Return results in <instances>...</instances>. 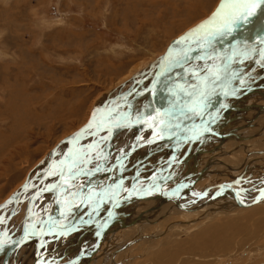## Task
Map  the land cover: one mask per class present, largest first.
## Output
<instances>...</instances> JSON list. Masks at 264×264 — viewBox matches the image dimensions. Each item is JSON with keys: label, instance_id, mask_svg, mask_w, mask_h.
I'll return each instance as SVG.
<instances>
[{"label": "rangeland", "instance_id": "rangeland-1", "mask_svg": "<svg viewBox=\"0 0 264 264\" xmlns=\"http://www.w3.org/2000/svg\"><path fill=\"white\" fill-rule=\"evenodd\" d=\"M224 2L225 0H0V204L20 189L22 185H24L27 178L32 176L34 171L40 166V164H42L41 161L44 160L46 155L50 154L62 140L66 141L59 144L57 147L58 151H62L60 146L63 144L64 146L66 145L67 148V144H65V142L69 141L68 139L72 137L73 133L83 127L85 123L91 119L92 115L99 114L98 118L102 119V110L104 111L105 108H109L106 112L108 113L109 111L108 120L110 121L111 119V123H114L118 113L123 111L120 110L121 104H119L122 98L121 93H126L125 91H127V94L129 93L130 97L134 98L137 91L140 90L138 89L139 86H136L134 78H137L138 76H145L146 78L149 77L151 75L150 73L154 70L153 68L158 65L161 56L165 53L170 42L176 36L197 23L213 19L214 15L218 11H221ZM229 2L232 3L233 1L229 0L228 4H230ZM261 5H263V3L259 5L260 8L257 7L255 9L257 12L255 11L254 15L264 17V5L263 8ZM250 11L252 10L250 9ZM254 15L250 16L248 19L251 17L254 18ZM199 40H201V38L194 35L188 39V42ZM260 40L263 41L262 39ZM256 42L257 41H252L253 45H256ZM192 46H194L193 43L190 44V47ZM209 48L210 51L211 49H214V44H211V47ZM178 52H180L179 48ZM178 55L179 53H177V51L173 54V56ZM252 57L253 60H255L254 58L256 55L254 50H252V52L250 50V56L247 60H251ZM221 58L222 57L216 59L217 62L215 61V65L218 64L219 61L221 63ZM232 66L227 67L224 71L227 70L229 72ZM262 67L263 66H253L249 68V71L247 69L249 77L244 80L245 82L243 83L241 81L243 77H235V79H237H233L230 83L231 87L232 84H234L232 87L234 89V87L237 88L238 86H247V84H252V82L255 83V80L257 79L263 80L262 76L253 78L255 73L258 72L256 75L261 74ZM205 68L207 67L204 66V68H201V65H199L197 66V69H195V74H201L199 77L200 80H203L201 77L202 75H205ZM227 71L226 74H228ZM217 74L218 73L212 74L208 81H206L207 86L201 88L198 92L197 90L194 91L193 87H190L189 91L193 96H190L189 98V94H191L189 93L187 94L188 97L177 99L175 106L179 108L183 104L187 105L190 103L193 104L192 102L196 103L195 101H206V98L204 99V97H207V95L210 96L211 94L213 95V93L217 92L218 96L221 95V91L223 89L217 85V81L223 80V78L225 79V77L227 78L229 75H226L225 77L218 75L220 78L217 80ZM147 79H144V82L141 85L144 88L146 87L145 90L149 87V84L146 83ZM174 83L175 82L172 80L171 83L167 85V90H170L174 86ZM186 83L187 82L184 81L182 86ZM182 86L176 87L177 89L175 88V92H172L177 95L178 92H180L179 90H181L178 88H181ZM212 89L214 91H211ZM204 90L206 92L209 91V93L207 92V94ZM116 99L117 101L115 102ZM247 100H252V97ZM139 102L140 99H138L137 103ZM140 106L141 103L138 106V109ZM126 111L127 110L124 112L125 114L129 113ZM192 115L193 114H187L177 120L182 122L185 116H189L191 120L197 119V115ZM253 116V118H255L253 120L255 125L251 128H246V130L249 129L251 133L253 131H257L256 133H258L259 127H261L262 123L264 124V114H262L263 117L260 113H256ZM257 117H259V119ZM167 121L169 122V120ZM240 121L243 120L237 118L231 122L233 124L238 123L236 126L239 128L241 125ZM231 124H225L224 130L230 128ZM175 126L179 128L181 125L178 123L173 126V130L177 131L178 128ZM207 127H210V123H207ZM166 130L167 129H164V127L156 129L158 135L163 134ZM101 133H103V131ZM147 135L148 132H142L138 137L141 138V141H144ZM257 136H259L261 140H259L260 142L258 144L256 143L257 146H261V148L264 149V142H262L264 141V134H257ZM94 138L95 137H86L84 139L93 140ZM226 141L232 142L233 140L226 139ZM241 142L242 141H234V143H238L240 146ZM83 144L85 143L83 142L81 146H84ZM86 146L79 149L80 154L82 152H86L83 155L82 162L88 161L87 156L89 153L94 157L98 155L94 149V151L89 150V145ZM146 147H143L142 149ZM65 149L63 150L65 151ZM240 149L236 148L233 153L230 151L229 153H231V155L222 153L221 150H218L219 152L217 151V155L219 156L216 159L226 160V162L228 161L230 164L232 163V165L236 166L238 164V167H235V170L232 169V171L236 172L235 174L239 173L236 177L230 175V172H228V174L225 172L223 175L216 173L210 175L208 172V175L204 177V181H200L199 179L196 182L197 189L200 191L201 188L209 184V187L218 185V182L219 184H224V181L231 182L237 186L245 185V187L242 188H247L248 190L254 191L255 189L256 191V189H259L264 182V166L251 169L250 165L247 166L246 169H243V161L244 159L247 160V158H253L254 156H264V154L260 151V155H252L251 153H248L250 151L247 150L248 152H246V150H244L241 158L239 156ZM236 150L238 151L236 152ZM136 153L139 154V151ZM95 154L97 155L95 156ZM149 154L150 153H148V155ZM148 155L147 157H152L145 160L141 159L140 163L137 164V167L133 169L135 173H133V171L131 172L133 176L131 174L130 177L128 175L129 178L124 176V178H126L124 179L125 184L123 183V190L118 193L119 198L126 194V191L124 190H129V183L132 178H135V184L133 185H135V190L138 187L137 191L143 190L149 186H152L151 188L154 187V185L150 184L151 179L143 180V178L145 176L148 178V176L154 174L157 180L160 177V170L167 167L169 159L166 149L162 151L156 150L154 156ZM183 155L184 153L181 152V156ZM189 155V157H185L186 163L185 165L181 164L182 167L180 165L178 172L189 173L192 169L197 167L196 163L198 164V167L203 165L202 163L205 158L202 157L199 159L197 154L194 153ZM139 156L143 158V152ZM156 156H158L159 159L155 161L154 158ZM191 156H193V158ZM210 158L215 157L213 155ZM93 159L96 161V158ZM112 162L111 165L114 164L116 160L113 163ZM89 163L90 162H88V164ZM95 163L96 162H92V164ZM81 165L78 164L76 166L78 168L81 167ZM83 165H85V163H83ZM240 166H242V168H239ZM54 169L56 172L57 169ZM74 174L73 177L76 176ZM51 176L53 177V175ZM95 176L96 175H94L93 178L87 182V184H85L87 179L84 178L82 181L81 179L79 181L78 178V183H76L75 186L73 183L69 184L67 190H70L71 195L69 198L65 199L66 208L64 209V212L66 214L64 213L65 216H61L64 221L71 219L76 221L82 219L81 217L84 215H89L90 205H93L92 203H94V197L95 199H98L102 190V187L101 189L97 188V192L95 191V193H92L93 190L88 189V185L91 182L94 184L97 179V176L96 178ZM236 180L238 181L236 182ZM107 181L109 186L107 187L109 189L107 188L108 190L106 189L105 193H109L114 186L113 184H115V180L114 182L112 179ZM45 183L47 184V182ZM83 184L86 185L87 191L81 190L83 189ZM218 187L219 186H216V188ZM39 188H42V186H39ZM42 189H40V191ZM135 190L134 192H137ZM184 191L185 190H183V192ZM30 192L31 190L26 194V196H24V199L21 200L23 203H19V209L13 210L14 214L16 213L15 216H13L11 212L7 215V212L11 210L9 209L11 205L6 206L2 210V213H0V228L3 226V222L9 228L12 226V223L19 222L17 223L19 226V219L27 214L26 211V213H24L23 206H25L24 203L29 200ZM85 192L88 193L84 194ZM43 196L44 197H40L41 199L37 198V201H35L36 219L39 218V213L42 210L41 203H45V196L49 197L48 194ZM247 198L250 197L247 196ZM109 199H112V197ZM85 200L87 204L83 203ZM81 201L83 208H81V211L83 212L81 214L84 215L79 216V214H76L75 208L77 205L79 206ZM141 201L139 200L136 206L142 204L141 208H143L145 205ZM199 201H202V199L195 198L191 200L190 204H196L199 203ZM150 202L149 204H154L153 200H150ZM170 203V201H167L164 203V206H167ZM263 204L264 203L261 202L251 206L253 208H249V210L255 208L257 210H261L254 214V217L250 220V222H255L257 219L264 217ZM52 206L50 209L48 207L49 214L46 216L53 213L55 209L54 203ZM209 206L199 209L207 210ZM110 208L111 205L107 204L105 212H108ZM141 208L139 206L137 210L132 211L131 214L135 217L136 214L140 212ZM18 210L19 212L17 213ZM246 210L247 209H237L236 211H232L231 209L226 211L222 209L220 210L221 213L219 211H217V213L209 212L207 215L204 211H201L200 214H193L191 217H188V220L192 225L190 223L183 222L187 219V216L180 214L181 211L174 210L167 214L165 217L166 220L163 219L157 223V225L159 224V228L156 224L148 225L149 229H147L146 226L143 234L137 235V240L134 239L135 234L137 233H134L131 228H121V230L114 233L117 235V239H114L117 241V244L114 246V248H117V251L109 247L110 244L107 245V242H105L99 247L98 251L93 254L91 264H173L176 260L173 261L174 259L171 252L176 249L175 245L179 242L181 243L186 241L192 238V236L200 229L206 228L213 223H220L229 217L233 216L234 218L236 217L235 219H238L237 216L239 214L240 219H242V217L249 211ZM212 213L215 214V219L209 220L208 218ZM226 213L229 216H225ZM1 214L7 215L6 217L3 215L6 218V221ZM42 214L44 215V213ZM223 214L225 215L223 216ZM193 217L194 219H192ZM44 219L45 218H42L43 221ZM42 220H40L37 225H40ZM242 221L245 220L243 219ZM161 223L163 225H161ZM18 226L13 224L11 227L12 231L13 229L18 228ZM80 228L83 227L71 229L66 228L63 230L68 231V235L64 238V242H61L63 244H60V246H57V241L54 240L55 236H52L53 234L49 235L50 237H53H51V241L49 243V245L52 244L51 250L56 249L57 251H55L58 253L57 255L55 254V256L52 253L50 257L55 259L58 255L64 256L65 259L61 263L58 262L59 264H67L72 260V256L73 258L76 257L79 259L74 264H79L83 261L84 252L81 251L80 246L77 247V249L75 246H72V250H70L69 253L72 251L73 254H69L67 251H64L65 244L70 242V238L73 236L72 233H74L75 229ZM17 231L18 230H16V232ZM59 231L60 230H58V232ZM177 231L180 234L176 233ZM114 234L113 232L109 233L111 240L114 238ZM91 235L94 236L95 233L87 234V236ZM174 235L178 239L175 238ZM171 237L172 239L174 237L173 241L175 242L171 240ZM244 237H246V239ZM93 239H96V237L94 236ZM155 239H157V241ZM245 240H247V242H244ZM160 241H162V243ZM250 243H254L252 244L253 246H264V237H261V240L257 242L253 238H250L249 235L238 236L234 243L236 246L233 244V248L225 252H220L216 254L215 257L214 255L208 256L204 253L202 255V253L198 251L192 252L197 256L201 254L200 257L203 256L202 258L182 253V258L180 257L179 261L177 260L178 263L176 264H185V262L186 264H190L196 261H212L214 264H232L237 260H242L240 264H264V256L261 255V253H264V248L257 247V250H252L250 248L251 251H249ZM152 247L155 250L152 249ZM168 249L169 251H167ZM150 250L154 253L149 252ZM46 251L48 252L49 250ZM156 251L158 252L156 253ZM66 254H69L67 258ZM184 255H186V257ZM165 257L169 260L172 258L173 260H170V262ZM149 258L151 259L149 260ZM155 258H158L157 263L154 260L152 261V259ZM163 258H165L166 261H163L165 260ZM32 263L33 259L29 264ZM22 264H27V262Z\"/></svg>", "mask_w": 264, "mask_h": 264}, {"label": "bare ground", "instance_id": "bare-ground-1", "mask_svg": "<svg viewBox=\"0 0 264 264\" xmlns=\"http://www.w3.org/2000/svg\"><path fill=\"white\" fill-rule=\"evenodd\" d=\"M228 1L229 0H225L223 6L230 5L231 3L229 2L230 4H228ZM263 5H261L262 8H263ZM223 11L225 14H228L232 11V9H230V7H224ZM255 16L256 15L253 16L254 18L251 17L250 19H248L247 22H250L251 20H254L256 18L257 19L262 18L260 15L256 17ZM210 20L212 19H209V21ZM247 22H244L243 20L236 21V23H240V24H244ZM198 31L199 30L186 36L184 39H182L175 45V47L169 54L168 63H171L177 60L179 61L182 59L184 61L185 58H187V60L181 64H178V66L176 67L170 66L164 71H161V82H158V84L154 86L153 90H150L151 83L154 81L155 75L160 71V68L162 65V56L164 54L161 56V59L158 65L155 68H153L154 70L152 73H150L151 75L147 77L148 79L145 76L144 77L138 76L137 78H134L135 79L134 82H136V86L138 85L139 86L138 89H140L139 91H137V94L135 96L140 95V102L137 103L138 101L137 99L132 104H129V105L121 104L120 110H123V111L122 112L120 111L118 113V116L116 120L114 121V123H111V119L109 122L111 124L121 125L125 123V121H129L131 119L149 117L152 114L157 113L161 109L162 104L165 105V108L161 115L172 114V116H164V117L162 116V119H159V121L157 122L151 121V119L149 120L148 118L146 119L145 123L140 122V124L137 125V127H129L128 129L123 130V131L115 130L114 133H112V131L107 128L101 129V128L93 127L89 130H86L83 136L80 135L78 139L72 138L69 141L65 142V144H67V148H66V145L64 146L63 144L60 146V149L62 151H58L57 147L59 146V144L63 143V141H66V140H62L55 147V149L51 151L50 154L46 155L44 160L41 161L42 164L39 163L40 166L34 171V174L32 176H29L27 180L25 181L24 185H22L21 188L23 189L26 188L24 190V193H22L23 195L20 196L19 198L15 195L16 192L21 189L20 188L16 192H14L7 200H5L4 202L0 204V213H2V210L6 206L11 205L10 206L11 208L9 207V209L11 210L7 212V215L9 214V212H11L13 216H15L16 213L14 214L13 210L19 209L18 208L19 203H23V201L21 200H23L24 196H26V194L31 190V192L29 193L30 198L29 200L26 201V203H24L25 206H23L24 211H26L27 214H25L22 217L20 216L21 218L19 219L20 220L19 226L17 224L19 222L12 223V226L13 224H15V226H18V228L13 229L12 231L11 229L12 226H10L9 228L6 226V224H4V222L2 224L3 226L0 228V264H22L24 262L25 263L27 262V264H29L32 259H33L32 264H59L58 262L60 263L63 262L65 258L62 255L60 256L58 255L55 259L50 257L52 253L54 256L55 254L56 255L58 254L56 252L57 251L56 249H55L56 251L51 250L52 244L49 245L51 241L50 239L52 236H55L54 240H56L58 244L56 245L60 246V244H63L61 242H64V238L68 235V231H63V230H65L66 228L71 229V228H76V227L77 228L83 227V228L75 229L74 233H72L73 236H71L70 238V242L65 244L64 251H67V253H69V251L72 250V246H75L76 249L77 247L80 246L81 251L84 252V256L82 255L83 261H81L79 264H91V258L93 254L96 253L99 247L103 245L105 242H107V245L110 244L109 247L117 251V248H114L115 244H117V241L114 240V239H117L116 237L117 235L114 233L121 230V228H124V229L131 228L134 231V233H137L135 234V238H134L135 240H137V235L143 234V231L146 226H147L146 228L149 229L148 225L150 224L157 225V223L165 219V217L167 216L169 212H172L174 210L181 211L180 214H184L185 216H187V219L183 222L191 224V222L188 220V217H191V215L193 214L194 215L200 214L201 211H204V213H206L207 215L209 212L217 213V211L220 212V210L222 209L226 211L231 210V209L232 211L233 210L236 211L237 209L249 210L251 206H254L261 202L264 203V194L256 203H253L256 196H258L260 191L264 189V182H263V185L259 189H256V191L255 189L253 191V190H248L247 188L246 190L242 188V187H245V185L244 186L239 185L240 186L239 187L236 184H232L231 182H226V181H224V184L223 183L219 184L218 182V185H213L214 187L213 186L209 187L210 185L209 184L201 188L200 191L196 187L197 186L196 182L199 179L200 181L201 180L204 181L205 180L204 177L208 175L207 174L208 172L210 173V175L214 173L223 175L225 172H227V174L228 172H230V175L234 177H236L239 174V173L235 174L236 172L232 171V169L235 170V167H238V164L236 166V165H232V163L230 164L228 161L226 162V160L216 159L219 156L217 155L219 152L218 150H221L222 153H225L227 155H231V153H229L230 151L233 153L236 148L238 149L241 148L240 154H239L240 157L244 150H246V152L250 151L248 153H251L252 155H260L261 154L260 151H262L264 154V149H262L261 146H257V144L261 141L260 137L257 136V134L258 135L264 134V124L263 123L262 125L260 124L261 127H259L258 133H256L257 131L254 132L252 130L254 133L253 132L251 133L249 129L246 130V128H251L255 125L253 123V120L255 119L253 118L254 114L260 113L261 116L262 114H264V42L260 40L262 39L264 41V27L261 25H258L254 30L250 28L249 30H246L244 32H242L241 28L239 29L237 28L231 35L212 37L211 44H214V49H211V51H210L207 41L204 39L203 34H197ZM194 35L196 37L199 36V38H201L202 41L199 40V41H194V42H188V39H190V37ZM252 41H257L256 42L257 46L253 45ZM191 43H193L194 46L190 47ZM201 44L204 45L203 48L201 47ZM178 48L180 49V52H178ZM250 50L251 52L252 50H254L255 55H256V57L254 58L255 60H253V57L251 60H247L248 57L250 56ZM176 51L177 53H179V55L173 56L174 52ZM185 52L188 53V57H191L190 59L184 56ZM196 57H203V59H197ZM219 57H222L221 58L222 61L221 63L219 61V63L215 65V63L217 62L216 59H219ZM199 65H201V68H204V66L207 67L205 68L206 69L205 75H202L201 77V79L203 80L199 79L201 74L198 75L194 73L195 69H197V66ZM230 66H232V68H230L231 70L229 71L230 72L229 74V72L227 70L224 71V69ZM253 66H263L261 68L260 75H256L258 74V72L255 73V75L253 74L254 75L253 78L262 76L263 80L257 79L255 80V83L252 82V84H247V86L243 85V86L237 87L235 85L237 88L234 87L233 89L232 87L234 84H232V87L230 85L233 79H235V77H243L241 81L244 83L245 82L244 80L249 77V73L247 72V69L249 71V68ZM226 71L228 72V74H226ZM215 73H218L217 75H222V77L229 75L227 78L225 77V79L223 78V80L217 81L218 83L217 85L223 89L222 91L220 89L221 95L218 96V92H217V93H213V95L211 94L212 97L211 95L210 96L207 95V97H204V99L206 98L205 99L206 101L203 100L204 102L195 101L196 103L192 102L193 104L191 103L187 105L183 104L179 108L175 106V102H177L176 101L177 99H181L182 97H188L187 94L191 93L189 91L190 87H193L194 91L196 90L197 92L200 91L198 90V87L204 86V85L207 86L206 81H208V79L212 76V74H215ZM144 79H147V81L146 80L145 81L147 84H149V87H147V90H145L146 87L144 88L143 86H141L144 82ZM172 80L175 82L174 86L172 85L173 87L170 90H167V85H169ZM184 81L187 83L182 86V83ZM178 86L179 87L182 86V87L178 88V89H181L179 90L181 91V93L178 92L177 94L178 97H177V95H175V93L173 92H175L174 90H176L177 89L176 87ZM168 91L171 92V96H169V98L168 96H166ZM211 91H214V90L212 89ZM125 92L126 93L124 92L121 93L122 95L121 101L132 98L130 97L129 93L127 94V91ZM204 92L206 91L204 90ZM207 92L209 93V91ZM225 93H228V94L226 95ZM190 96H193L192 93L189 95V98ZM251 97H252V100H247V99H250ZM116 101L117 99L115 100V102ZM140 103H141V106L138 109V106L140 105ZM192 109H195V110L193 111ZM125 110H127L129 113L125 114L124 113ZM187 112H190L189 114L197 115V119L191 120L189 116H185L184 120L182 122H179L177 119L186 115ZM197 113H200V114H197ZM108 114H109V111H108ZM237 118L243 120V121H240L241 125L239 128H237L238 126H236L238 125V123L233 124L231 122L234 119L236 120ZM257 118L259 119V117ZM167 120H169V122ZM88 121L85 123V125L88 123ZM178 123H180L181 126H179V128L175 126L178 128L177 131L173 130L174 129L173 126ZM207 123H210V127H207ZM225 124H231V127L228 128L227 130H224ZM159 127H164V129H167V130L163 134L158 135L156 129ZM102 131L103 133H101ZM153 131L156 132V134H153ZM142 132H148V135L146 136V139L144 141H141V139L138 137L139 134H141ZM86 137H95V138L93 140L92 139L86 140L84 139ZM226 139L233 140V141L227 142ZM234 141L235 142L242 141L241 146L243 147V149L240 146V144L234 143ZM83 142L85 143L83 144L84 146L89 145L90 147V149L88 147L89 150L91 151L95 150L97 154L100 151L98 155L95 154V156L97 155L96 157L91 156L90 153L87 151L89 153L87 156L88 157L87 162H82L83 155L86 152H82V149H81L82 153L80 154V151H79L80 148L84 147V146H81ZM259 145H262V144H259ZM143 147H146V148L142 149ZM63 149H65L66 152ZM164 149H166L167 154L170 153V150H171V154L168 157L169 160H168L167 167H165V169L160 170L161 171L160 177L156 180V176L152 174L148 176V178L146 176L143 178V180L151 179L150 184L154 185V187L151 188L152 186H149L143 190L137 191L138 187L135 190V185H133L135 184V178L131 177L132 179H130L131 180L130 182H132V185L130 186L128 191L124 190L126 191V194L123 196L122 199L121 198L118 199L119 201H117V207H115L112 210L111 218L108 219L107 214L109 211L107 210L108 212H105V207L107 206V204L111 205L110 210L114 207V201H115L114 197H118V193L123 190L122 185L123 183L125 184L124 179L129 178L132 171L133 173H135L133 169L137 167V164L140 163L141 159L145 160L147 158H150L152 156H149V155L154 156V153L156 152V150L162 151ZM138 151H139V154L136 153ZM237 151L238 150H236V152ZM142 152L144 155L143 158L139 156ZM181 152L184 153L183 156H181ZM148 153L150 154L148 155ZM191 153L197 154V157L199 159L202 157L205 158L204 162L202 163L203 165L198 167V164L196 163L197 167L195 169H192V171L189 173L178 172L180 165L181 164L185 165L186 163L185 157ZM134 155L137 158L134 159L133 162L131 161L132 166L128 167L130 160ZM147 155L149 157H147ZM213 155L215 158H210ZM158 156H161V155H158ZM158 156L154 158L155 161L159 159ZM191 157L193 158V156ZM93 158H96V161ZM52 159H53L54 165H50L49 170H48L46 168V165H49ZM115 160L116 162L114 164L115 166L113 167V170L111 171V173H107L106 169L110 167L111 162L112 161L114 162ZM88 162H90L89 164L91 166L88 164ZM92 162H96V163L92 164ZM83 163H85V165H83ZM78 164L79 165L82 164L83 166L81 165V167L77 168L76 165ZM250 165H251V169L252 168L254 169L255 167H263L264 166V156H254L253 158H249V159L247 158V160L244 159L243 169H246L247 166H250ZM51 166H53L52 169H51ZM54 168L57 169L56 172ZM70 168H71V171L69 170ZM239 168H242V166H240ZM50 169L52 173L53 172L55 173L53 177L51 175L49 176V174L47 175ZM63 172L66 174L75 173L74 175L76 176L73 177V174H72L70 177H67L63 181H61L62 184L60 183L57 186L58 191H60V195L57 199V196H55L54 192L52 191H54V188L57 182L59 181L58 179L62 175ZM94 175L97 176V179L95 180L94 184L91 182L88 185L89 186L88 189L89 190L92 189L93 190L92 193H95L97 188L101 189L102 187V190L100 193L101 195L103 193L104 195L103 198L98 197V199L97 198L95 199L94 197V203H92L93 205H90L89 215H87L86 217L83 216L81 217L82 219L76 220V221L73 219L65 220V221H70L69 223L62 222L64 220L62 217L59 218L58 214L60 212V215L62 214L61 216H63L65 213L64 212V209L66 208L65 199L69 198V196L71 195L70 190H67V187L69 186V184L73 183L75 186L76 183H78V178H79V181L80 179L82 181L83 178L87 179L85 181V184H87V182H89V180H91ZM48 176L52 178H49ZM124 176L126 178H124ZM109 179L110 180L112 179L113 182L115 180L114 182L115 184H113L114 186L109 191V193L108 192L105 193L106 189L109 187L108 181H107ZM237 181L238 180H236V182ZM45 182H47V184ZM85 184H83L84 187L81 185L83 188L81 190L83 191H87ZM39 186L40 187L42 186L43 189L39 188ZM216 186H219V187L216 188ZM40 189L42 190L40 191ZM134 190L137 192H134ZM183 190H185L184 191L185 193H183ZM86 193L88 192H85L84 194ZM46 194H48L49 197L45 196L46 198L44 201L46 204L41 203V205L43 204L42 205L43 210L41 211L39 210L40 215H39V218L36 219L35 218V215H36L35 214L36 213L35 201H37V198L44 197L43 195H46ZM247 196H249L250 198H247ZM111 197L112 199H109ZM195 198H200L202 199V201H199V203H196V204L195 203L190 204L191 200ZM16 199H17V202H16ZM104 199H106V201ZM139 200L140 201L142 200V203L145 206L143 205L144 207L141 208L142 204H140L139 206L141 210L134 217L133 214H131V212L137 210L139 206H136V205ZM150 200H153L155 205L152 204L153 205L152 206L151 204H149ZM167 201H170L171 203L168 204L167 206H164L165 205L164 203ZM52 203H54L55 209L54 211L52 210L53 211L52 214H50L49 216H46L47 214H49L48 207L50 209L52 206ZM83 203L85 204L86 200L83 201ZM242 203L249 204V205L245 206V205H242ZM146 204H149V205H146ZM207 206H209L207 210L199 209V208L201 209L205 208ZM81 208H82V201L79 204V206L77 205V207L75 208L76 214H79V216L84 215V214H81L83 213L81 211ZM259 211L261 210L260 209L257 210L255 208V209L249 210L248 213L242 217V219H240V215L238 214L237 216L238 219H235L236 217L234 218L232 216V217L225 219L224 221L220 223L219 222L213 223L206 228L200 229L197 233H195L192 236V238L186 241H183L181 243L179 242L177 245H175L176 249L172 250L173 252H171L172 253L171 255L174 260L172 258L170 260L171 261L176 260V262L175 263L173 262V264L178 263L177 260L179 261V258L181 257L182 253L184 254L186 253V255L189 254V256H195L199 258L203 257V256L200 257L201 254H199V256L195 255V253H193L192 251H198L202 253V255L203 253L208 256L214 255L215 257L216 254L220 252H225L233 248L232 246L235 243V240L236 238H238V236H248L249 235L250 238H253L255 241L259 242L261 240V237H264V231H263L264 230V217L257 219L255 222H250V220L253 219L254 214ZM18 212L19 210L17 211V213ZM42 213H44V215ZM3 215H5V217L7 216L6 214H3ZM210 215H211L210 217L208 215L209 217L208 219L214 220L215 214L212 213ZM224 215L225 214H223V216ZM225 216H229V215H227L226 213ZM5 217H4V220L6 219ZM42 218H45L44 221L42 220ZM192 219H194V217ZM243 219L245 221H242ZM40 220H42L43 222L41 221V224L37 225V223H39ZM44 223L46 225L45 227H43ZM31 224H33L34 228L38 226L40 227L42 226L41 228L46 229V227H49L50 229H55V230L57 229L60 231L57 232L56 230L55 233L45 234L35 239L34 238L27 239L24 243H21V245H18L17 247L11 250L10 248L11 244L20 236L22 232H25L27 229H29ZM59 224L63 225V229L57 228L59 227ZM161 225L163 224L161 223ZM103 226H105V228H104L103 233L100 235L101 240L99 241V233L101 231L100 229H102ZM16 230L18 231L16 232ZM111 232H113L114 234V238L112 240H111V236H109V233ZM88 233H95L94 236L96 237V239H93L94 238L93 235L87 236ZM176 233H179V232L177 231ZM51 234L53 235L50 237L49 235ZM90 237L94 240V242ZM175 238L177 237L175 236ZM244 238L246 239V237ZM173 239L171 237L172 241ZM155 240L157 241V239ZM160 242L162 243V241ZM244 242H247V240H245ZM252 244L250 243L249 245V251H251L250 248L252 250H257V247L264 248V246H253ZM21 249L25 251V252L23 251L24 252L23 255L22 253H20ZM152 249L154 248L152 247ZM46 250H49V251L47 252ZM8 251H9L8 257L5 258ZM158 251H156V253ZM167 251H169V249ZM149 252H151V250ZM70 253L73 254L72 251ZM69 254H66V258L67 256H69ZM186 255L184 256L186 257ZM261 255L264 256V253H261ZM214 257H211V258H214ZM150 259L151 258H149V260ZM155 259H152V261L154 260L157 263L158 258L156 260ZM166 259L163 261H166ZM78 260H79L78 258L76 257L73 258L72 256V260L68 262L67 264H74ZM167 260L170 261L169 259ZM241 262L242 260L240 261L237 260L235 263L233 262L232 264H240ZM209 263L214 264L212 261L211 262L196 261L190 264H209Z\"/></svg>", "mask_w": 264, "mask_h": 264}, {"label": "water", "instance_id": "water-1", "mask_svg": "<svg viewBox=\"0 0 264 264\" xmlns=\"http://www.w3.org/2000/svg\"><path fill=\"white\" fill-rule=\"evenodd\" d=\"M209 22V20H206V21H201L199 23H197L196 25L190 27L188 30H186L184 33H182L181 35H179L178 37H176L171 43L170 45L167 47V50L165 51L164 55L162 56V65H161V68H160V71L155 75V79L154 81L151 83V87H150V90H153L154 86L158 84V82H161V71H164L165 69L169 68L170 66H173V67H176L178 66V64H181L183 62H185L187 60V58H185V60L183 61L182 60H177L179 63H177V61H173L171 63H168V57H169V54L170 52L173 50V48L175 47V45L181 41L182 39H184L186 36L192 34L193 32L197 31V30H200L201 27L203 25H206L207 23ZM258 25H261L264 27V17L262 18H259V19H254V20H251L250 22H247V23H244V24H240V23H236L234 25V27L237 29L241 28L242 32L246 31V30H249L250 28H252L253 30L258 26ZM242 26V27H241ZM235 29V30H236ZM151 92V91H150ZM137 99H140V95H137L135 96L134 98H131V99H125L121 102H119V104H122V105H129V104H132L135 100ZM165 108V105L162 104L161 106V109L155 113V114H152L151 116L149 117H145V118H137V119H131L129 121H125V123L123 124H111L108 120L109 118V114L106 113L107 110H109V108H105V110L103 111L102 110V113H103V119H99L98 116L99 114H94L91 116V119L88 121V123L83 126L81 129H78L76 132H74L73 136L70 137L68 140L72 139V138H79L80 135L83 136V134L85 133L86 130H89L91 128H101V129H109L112 131V133L115 132V130L117 131H123V130H126L128 129L129 127H137V125L141 123H145L146 119L149 118V120L151 119V121H159L160 117H161V114L163 113V110ZM101 111V110H100ZM100 113V112H99ZM92 125V127L89 128V125ZM115 164V163H114ZM114 164H112L110 167H108L106 170H107V173H111V171L113 170V167L115 166ZM50 165H54L53 164V159L51 160L50 164L49 165H46V168L49 170V166ZM53 166H51V169H52ZM51 169L50 171L47 173V175L49 173H51ZM72 175V173L70 174H66V173H62V175L59 177V181L57 182L55 188H54V194L55 196H57V199L60 195V191H58V185L61 183V181H63L65 178L67 177H70ZM26 189V188H25ZM23 188H21L19 191L16 192V196L19 198L20 196H22L24 193V190ZM56 190V191H55ZM264 194V189H262L259 193L258 196H256L255 200L253 201V203H256ZM17 198V199H18ZM115 198V201H114V207L109 210L108 214H107V218L110 219L111 218V214H112V210L117 207V201H119L118 199H120L119 197H114ZM123 198V196L121 197V199ZM126 198V196H125ZM17 199H16V202H17ZM242 205H249V204H245V203H242ZM62 215V214H61ZM61 215H60V212L58 214L59 218H61ZM35 225V224H34ZM73 225V224H72ZM45 223L43 224V227H45ZM42 227V226H41ZM40 226L34 228L33 224H31L30 228L27 229L25 232H22L20 234V236L11 244L10 248L11 250L15 247H17L18 245H21V243H24L27 239H35L37 237H40L42 235H45V234H49V233H55L56 230L55 229H50L49 227H46L45 228H41ZM58 229H63V225L59 224V227H57ZM104 228L105 226H103L102 229H100V233H99V241L101 240L100 239V235L103 233L104 231ZM58 232V230H57ZM97 248V246H96ZM95 248V249H96ZM94 249V250H95ZM93 250V251H94ZM8 253L9 251L7 252L5 258L8 257ZM6 260V259H5Z\"/></svg>", "mask_w": 264, "mask_h": 264}, {"label": "snow or ice", "instance_id": "snow-or-ice-1", "mask_svg": "<svg viewBox=\"0 0 264 264\" xmlns=\"http://www.w3.org/2000/svg\"><path fill=\"white\" fill-rule=\"evenodd\" d=\"M261 3H264V0H233L230 5L222 6L221 11H218L212 20H210L206 25H203L197 34H203L208 46L211 47L212 37L231 35L235 31L234 25L236 24V21L243 20L244 22H247L248 18L255 14V9ZM224 7H230L232 11L225 14L223 11ZM250 9L252 11H249ZM201 47L203 48L204 45L201 44ZM184 56L188 57V53L185 52ZM188 58L190 59L191 57ZM196 58L203 59V57ZM177 63L179 62L177 61ZM219 78L220 77L217 75L216 79ZM225 94L227 95L228 93ZM192 110L194 111L195 109ZM90 127H92L91 124L89 125V128ZM69 170L71 171V168ZM49 175H55V173H49Z\"/></svg>", "mask_w": 264, "mask_h": 264}, {"label": "crops", "instance_id": "crops-1", "mask_svg": "<svg viewBox=\"0 0 264 264\" xmlns=\"http://www.w3.org/2000/svg\"><path fill=\"white\" fill-rule=\"evenodd\" d=\"M202 87L204 88V87H206V85H204V86H199V87H198V90H200ZM180 93H181V91H180ZM166 96H168V98H169V96H171V92L168 91ZM187 114H189V112H187L186 115H187ZM162 116H163V117H164V116H172V114L161 115L160 119H162ZM191 124H192V123H191ZM191 124H190V125H191ZM158 126H159V125H158ZM151 127H152V126H151ZM251 130H252V129H251ZM253 133H254V132H253ZM153 134H156V132L153 131ZM202 137H203V136H202ZM140 139H141V138H140ZM99 153H100V151H99ZM99 153H98V154H99ZM167 156L169 157V156H170V153H168ZM136 158H137V157H136L135 155L131 158L128 167H131V166H132V162H133V160L136 159ZM168 159H169V158H168ZM131 161H132V162H131ZM129 184H130V186L132 185L131 182H130ZM183 193H185V192H183ZM103 196H104V195H103V193H102V195H101L100 197L103 198ZM106 198H107V197H106ZM105 201H106V199H105ZM141 202H142V201H141ZM44 204H46V203H44ZM52 204H53V203H52ZM42 205H43V204H42ZM45 206H46V205H45ZM52 207H53V206H52ZM43 208H44V207H43ZM42 210H43V209H42ZM24 213H26V212L24 211ZM81 216H82V215H81ZM84 217H86V215H84ZM50 221H51V219H50ZM63 222H65V223H69L70 221H63ZM23 251H24L23 249L20 250V253H22V255H23L24 252H25V251H24V252H23Z\"/></svg>", "mask_w": 264, "mask_h": 264}]
</instances>
